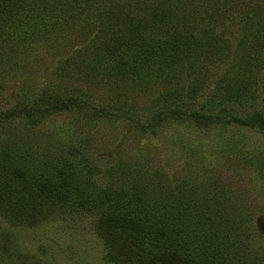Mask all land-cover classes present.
Returning a JSON list of instances; mask_svg holds the SVG:
<instances>
[{
	"label": "rangeland",
	"instance_id": "1",
	"mask_svg": "<svg viewBox=\"0 0 264 264\" xmlns=\"http://www.w3.org/2000/svg\"><path fill=\"white\" fill-rule=\"evenodd\" d=\"M48 2L38 14L39 21L46 20L45 27H35L24 16L28 27L26 33L19 31L25 36L22 41H13L15 62L5 55L12 38L0 46L4 49L0 54V112L19 98L43 108L49 106L46 101L51 96L65 99L72 95L77 101L69 110L36 113L32 119H0V175L12 176L4 166L10 171L17 161L18 168L30 171L38 160H77L89 154L92 166L102 169L92 174L99 189L119 187L117 166L127 170V182L143 176L149 180L146 186L155 189L188 179L197 186L193 191L204 193L210 188L203 183L222 179L230 184L226 194L233 208L248 214V223L255 227L250 246L264 255V132L234 119L264 111V43L256 51L252 45L258 37L255 31L247 29L243 59L235 62L233 47L244 32L237 27L240 16L231 12L234 23L228 19L219 27L226 35L225 44L216 52L203 54L201 64L188 67L196 74L189 80L180 75L171 83L157 78L151 87L123 83L125 88L119 89L101 80L105 71L91 60L93 52L84 46L98 35L95 32L108 31L101 21L86 11L71 12L75 3L71 0ZM154 30V36L163 40L159 42H165L163 51H174L173 32ZM83 65H87L86 72L90 70L88 78L82 75ZM177 85L183 86L182 95L171 97L164 90ZM44 88H49V97L40 103L37 96ZM109 105L107 114L96 111ZM177 110L182 113L174 114ZM193 110L215 119L198 124L189 116ZM78 165L80 175H86L81 163ZM8 211L0 205V264H110L104 259L103 242L93 230L98 213L92 215L85 209L73 216H37L34 224H28L9 220Z\"/></svg>",
	"mask_w": 264,
	"mask_h": 264
},
{
	"label": "trees",
	"instance_id": "2",
	"mask_svg": "<svg viewBox=\"0 0 264 264\" xmlns=\"http://www.w3.org/2000/svg\"><path fill=\"white\" fill-rule=\"evenodd\" d=\"M71 1L75 2L71 12L86 11L108 30H97L98 35L89 38L84 46L93 52L91 60H96L97 67L104 69L101 80L106 79L109 85L116 84L119 89L125 88L123 83L151 87L157 78L171 83L180 75L184 76L183 80H189L196 74L188 67L201 64L203 54L216 52L225 44L226 35L219 27L228 19L230 24L234 23L231 12L240 16L237 27L244 32L233 47L237 52L235 62L243 59L247 29L258 35L252 43L256 51L264 43V0ZM48 3V0H0V46L4 45L3 40L12 38L8 45L10 49L5 53L7 58L15 62L13 41H22L25 36L19 31L26 33L28 27L24 22L28 19L24 16L31 18L37 28L46 26V20L39 21L42 17L38 14L44 12ZM34 9L37 10L35 14ZM104 22L109 25L105 26ZM48 24L52 26V23ZM154 28L161 31L159 34L173 32L174 51H163L165 42H159L163 40L154 36ZM0 54H4L3 47ZM86 66L83 65L82 75L88 78L90 70L86 72ZM191 83L194 85L193 81ZM182 87L177 85L164 90L175 97L184 93ZM48 89L44 88L41 96H37L38 102L44 103L48 99ZM76 101L72 95L65 99L51 96L46 101L49 106L43 108L19 98L14 106L0 112V119L18 116L32 119L36 113L46 115L51 111L69 110ZM110 105L98 107L96 111L100 115L107 114ZM180 113L182 111L177 110L174 114ZM189 116L198 124L215 119L211 114L196 110L189 112ZM234 119L250 127L257 126L264 132V111L255 110L245 118ZM42 161L38 160L30 171L27 167L18 168V161L13 162L10 171L4 166L8 172L12 171V176L6 172L5 176L0 175V205L10 210L6 212L9 220L34 224L37 216H73L85 209L92 215L98 213L93 230L102 240L106 250L104 259L110 264H264V255L249 243L255 227L248 223V214H240L233 208L226 191L230 184L222 179L203 183L204 187L210 188L204 193L198 189L193 191L197 186L190 184L188 179L155 189L146 186L149 180L143 176L127 182V170L117 166L119 187L99 189L92 177L102 169L95 164L92 166L89 154L77 160ZM78 163L86 170V175L77 171Z\"/></svg>",
	"mask_w": 264,
	"mask_h": 264
}]
</instances>
